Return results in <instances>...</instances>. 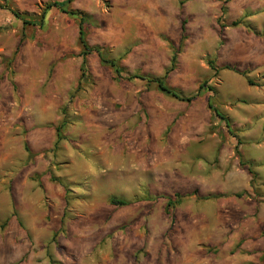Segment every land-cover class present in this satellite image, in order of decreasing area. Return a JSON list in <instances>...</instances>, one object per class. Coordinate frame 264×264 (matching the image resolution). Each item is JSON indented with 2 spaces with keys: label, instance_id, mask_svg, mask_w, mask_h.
Here are the masks:
<instances>
[{
  "label": "rangeland",
  "instance_id": "rangeland-1",
  "mask_svg": "<svg viewBox=\"0 0 264 264\" xmlns=\"http://www.w3.org/2000/svg\"><path fill=\"white\" fill-rule=\"evenodd\" d=\"M259 168L264 0H0V264H264Z\"/></svg>",
  "mask_w": 264,
  "mask_h": 264
},
{
  "label": "crops",
  "instance_id": "crops-1",
  "mask_svg": "<svg viewBox=\"0 0 264 264\" xmlns=\"http://www.w3.org/2000/svg\"><path fill=\"white\" fill-rule=\"evenodd\" d=\"M263 156V155H262ZM262 156H259L257 158H254L253 160L259 161ZM235 167V166H234ZM235 169H237L235 167ZM256 172L260 176H264V171H261L259 168L258 170L256 169ZM234 174H239L238 177L240 178L239 184L235 182V186H240L243 185L245 188H248V181L245 182L244 176L242 175V172L239 171V173L236 171ZM241 182V184H240ZM237 189V188H236ZM261 208H260V219L259 222H255V226L252 227V230L250 232V237L252 238L251 240H248L246 244L244 245L246 252L252 254V255H258L261 254L263 249H264V237L261 236V230L264 229V203L261 202ZM189 236L194 235V233L188 234ZM254 257H252L251 260H253Z\"/></svg>",
  "mask_w": 264,
  "mask_h": 264
},
{
  "label": "trees",
  "instance_id": "trees-1",
  "mask_svg": "<svg viewBox=\"0 0 264 264\" xmlns=\"http://www.w3.org/2000/svg\"><path fill=\"white\" fill-rule=\"evenodd\" d=\"M53 4H54L55 6H58V3H53ZM184 24H185V23H184V21H183V22H182V25H181V30H182V32L184 31ZM79 40H80V43H81L82 47H83L84 49L87 50V45H86V43H85V41H84V39H83L81 26H80V31H79ZM210 67H211L212 69H214V68H213V65H212L211 63H210ZM224 68L231 69V70H233V71H235V72H237V73H239V74H241V75H245V72H244V71H239L236 67H232V66L226 65ZM214 70H215V69H214ZM152 81L155 82V83L157 84L158 88H159L161 91H163V92H165V93H167V94H170V95H172V96L175 97V98H178V99H180V100H187V101H189V100H191V99L193 98L192 95L189 96V97H185V98H183V97H179L178 95H176V93H174L173 91H171L170 89H168L167 87H165L164 84H163L162 79H160V78L152 79ZM247 82H248L249 84H252V82H251L249 79H247ZM201 88H202V85H199L198 90L201 89ZM210 108H212L211 105H210ZM213 113H214L216 116H219V117L222 116V115L219 114V112H218L216 109H213ZM221 118L223 119V117H221ZM58 136H59V134H58ZM58 141H59V137H58V139H57V141H56V144H57ZM111 202H112L113 204H117V205H124V204H126V202L123 201V200H116V199H113V198L111 199ZM261 261L264 263V250H263L262 255H261Z\"/></svg>",
  "mask_w": 264,
  "mask_h": 264
}]
</instances>
